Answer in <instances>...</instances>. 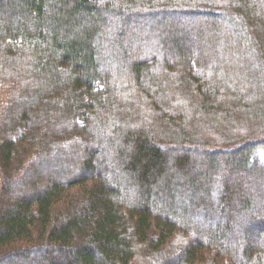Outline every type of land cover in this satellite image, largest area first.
Segmentation results:
<instances>
[{
	"label": "trees",
	"instance_id": "trees-1",
	"mask_svg": "<svg viewBox=\"0 0 264 264\" xmlns=\"http://www.w3.org/2000/svg\"><path fill=\"white\" fill-rule=\"evenodd\" d=\"M179 14L203 17L213 57ZM140 16L157 36L145 58L126 40ZM257 68L264 0H0V264H264V203L242 195L222 217L232 171L264 187ZM54 145L72 162L42 176Z\"/></svg>",
	"mask_w": 264,
	"mask_h": 264
},
{
	"label": "rangeland",
	"instance_id": "rangeland-1",
	"mask_svg": "<svg viewBox=\"0 0 264 264\" xmlns=\"http://www.w3.org/2000/svg\"><path fill=\"white\" fill-rule=\"evenodd\" d=\"M179 16L182 19H180L176 16L175 17L170 16L168 22H173V23L179 22V23H183L182 25L185 24L186 26H189L190 28H188V29L190 31L187 32L188 33L187 43L189 44V47L190 48L193 47L192 49H194V51L196 50V52L201 53V54L203 52H208V53H210L211 57H213L211 53L217 52L216 51V50H218L216 48L217 43L215 44L213 39L211 42V40L209 38H213L212 35L208 34V33H204V31H202V28H200L198 26V22L202 21L201 19H203V17L200 18L201 17L200 16L198 18V17H196V15H195V17L194 16L192 17V16L180 15V14H179ZM206 16H208V15H206ZM148 21L149 20H148L147 16H140V17H137L136 19L132 20V23L130 24L131 29L136 30L138 33L134 34V35H129L128 37H126L127 42L130 43L132 46H134V48L131 51L138 52L139 53L138 55L142 56L143 58H145L148 55V53L151 52L156 47L155 42H154L156 39L155 37H157L156 32L151 28L152 25ZM145 24L150 25V27H149L150 29H148V30L144 29V28H146L143 26ZM151 29H152V31H151ZM226 44L227 45H225L223 51L224 52L229 51L228 53L230 54V53H232V52H230L231 48L236 49L237 52H239V55H237L238 56L237 58H235L236 56H234L231 59L235 58L236 60L234 61V63L239 64L241 69L245 70L246 66L244 64H246L249 57H251V55H248V56L244 55L245 51L243 49L246 48V45L244 46L243 42H241L239 39H236V38L233 39L232 37H230L229 40H226ZM251 53H252V51H251ZM174 55L175 54H173V56ZM242 58L244 59V61L242 62L244 64L241 63ZM221 61L224 63V65L225 64L227 65L226 59H222ZM253 62H254V60L251 59L248 62L249 65L247 68H249L251 66L250 70L255 71V69H253V67H252ZM234 63H233V65H234ZM228 65L231 66V63L229 62ZM259 70L260 69H258L254 73V75H256L255 83L257 85V88L260 87L261 85H262V87L264 86V75ZM235 73L237 74L236 71H235ZM237 86H239V85H237ZM254 90L257 91L254 88V86L250 87V91L255 92ZM263 99H264V90H263L261 96L259 97L258 102H264ZM152 129H154V128H152ZM68 149L69 148L66 145H64V146L54 145L51 148H49V150H48L49 154H53V153L58 152L60 155L57 157H51L49 159V162L47 163V165L43 166L44 169L41 171L42 176H47V177L48 176H52V177L64 176V174H63L64 168H65L64 166L66 164L70 165L69 163L72 162V161L68 160V158H69L67 156L68 152H69ZM179 153H181V152L179 151ZM201 154L202 153H200V152H196V154H195L196 159H198L197 157L200 156ZM191 155H192V157H194L193 153H191ZM227 179H228V183L233 188V192H232L233 196L230 199L229 205L227 206L228 208L224 211V213H222L223 218L226 215L234 214L236 212L235 210L241 209V205L239 204L238 199L242 198V195H243V197L244 196L252 197V199L254 201H257L259 203H264V187L262 186V183H258L254 179H252L251 177L245 176V175H243V173H240L238 171H232L228 175ZM42 181H43V179L38 180L37 184L42 183ZM199 222L203 223V227L202 228H200V226L196 227L197 229L194 232H195V234L198 233V234H203V235H204V233H206L208 235V233L213 232V230H210V227L213 226V224L220 223V221L217 219H213V221H212V218H210L208 220L201 219V220H199ZM240 230H241V227L238 223V226L235 225V228L230 233L226 234V238H227V240H229V242L227 244L230 245V248H229L230 256H232V253H234L233 249L235 246H237V248L240 249L239 246L242 244L241 239H242V241H244L243 237L241 236ZM172 249L173 248L171 246H168L165 249V251L162 253V256L168 257V255H169V256H171L170 260H173L172 256H174V252L172 251ZM159 262H160V260H157L155 264H160ZM173 262H174V260H173Z\"/></svg>",
	"mask_w": 264,
	"mask_h": 264
}]
</instances>
